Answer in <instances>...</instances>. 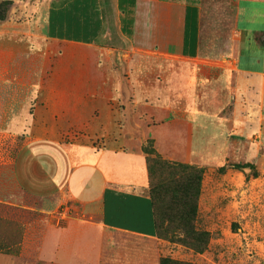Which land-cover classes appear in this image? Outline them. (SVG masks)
<instances>
[{
  "label": "rangeland",
  "instance_id": "1",
  "mask_svg": "<svg viewBox=\"0 0 264 264\" xmlns=\"http://www.w3.org/2000/svg\"><path fill=\"white\" fill-rule=\"evenodd\" d=\"M65 1L0 0V120L6 125L22 116L28 127L11 133L0 123V264H264V126L241 143L197 146L180 95L189 85L179 75L193 64L132 51L116 38H101L98 47L52 40L41 16L50 2L57 8ZM218 6L203 35L215 34L217 47L225 48L235 39L231 6ZM257 15L251 25L261 28L264 18ZM254 41L264 49V34ZM211 80L207 73L189 78L201 107L227 103L208 95ZM222 130L223 138L236 137ZM27 138L94 149L138 146L150 171L146 194L157 237L107 231L67 202L44 212L11 173ZM46 235L63 237L55 261L39 255Z\"/></svg>",
  "mask_w": 264,
  "mask_h": 264
},
{
  "label": "crops",
  "instance_id": "2",
  "mask_svg": "<svg viewBox=\"0 0 264 264\" xmlns=\"http://www.w3.org/2000/svg\"><path fill=\"white\" fill-rule=\"evenodd\" d=\"M227 1L235 39H230L225 48H218L215 34L210 33L205 39L203 29L205 20L217 18L218 4ZM209 2L68 0L57 8L50 2L41 21L52 40L98 47L101 38L105 41L116 38L126 46L129 44L132 51L156 53L193 64L192 69L179 73L182 82L189 85L180 94L185 101V125L195 132L192 142L197 146L204 147L210 142L218 147L233 141L241 143V137L248 138L255 128L262 130L264 126V49L254 41L264 34V24L261 28L251 25L257 21L258 12L264 18V0ZM241 16L246 21L243 25ZM206 73L212 79L208 95L227 100L223 106L201 107L202 96L191 88L189 78ZM216 98L204 99L213 102ZM228 106L229 115L221 116V109ZM19 117L14 123L4 125L3 118L0 123L10 125L8 132L23 133L28 127L23 117ZM223 127L236 137L223 138ZM11 165L19 191L41 202L44 212L54 213L67 202L81 215L97 218L98 225L107 231L145 239L158 235L154 207L146 194L147 161L138 146L94 149L27 138ZM51 229L57 231V227ZM77 241L81 240H73L72 244ZM62 246V236L53 241L46 235L39 255L55 261L60 258ZM71 251L78 250L71 248Z\"/></svg>",
  "mask_w": 264,
  "mask_h": 264
},
{
  "label": "trees",
  "instance_id": "3",
  "mask_svg": "<svg viewBox=\"0 0 264 264\" xmlns=\"http://www.w3.org/2000/svg\"><path fill=\"white\" fill-rule=\"evenodd\" d=\"M144 153L145 154H149L148 150L147 149H144ZM234 169H237V170H240V169H243V168H247V167H242L241 165H236L233 167ZM150 173V171H148ZM150 198V197H149ZM151 200V198H150ZM152 204H153V201L151 200ZM153 207H154V204H153ZM154 212H155V209H154ZM156 218V217H155ZM157 224V222H156ZM158 228V227H157Z\"/></svg>",
  "mask_w": 264,
  "mask_h": 264
}]
</instances>
